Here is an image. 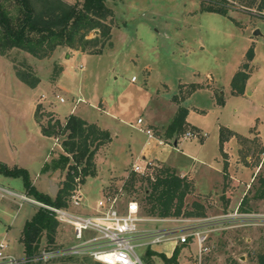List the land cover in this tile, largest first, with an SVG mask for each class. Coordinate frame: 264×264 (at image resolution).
Returning a JSON list of instances; mask_svg holds the SVG:
<instances>
[{"label": "rangeland", "instance_id": "374dc122", "mask_svg": "<svg viewBox=\"0 0 264 264\" xmlns=\"http://www.w3.org/2000/svg\"><path fill=\"white\" fill-rule=\"evenodd\" d=\"M11 1L5 0L7 6ZM27 1L42 12L77 0ZM225 1L228 14L204 10L206 0H106L110 13L102 22L109 26V34L101 36L102 26L81 29L86 38H98L97 45L92 41L84 50L77 35L74 46L59 45L45 57L19 47L0 53V160L6 159L12 167L25 166L41 189H48L49 176L61 184L73 162L62 145L66 135H45L36 110L44 106L41 120L45 121L51 113L60 119L74 113L111 134L96 155V175L86 178L89 202L102 197V184L103 193H117L131 173L130 161L137 156L151 158L155 166L174 165L179 174L194 177L186 208L199 201L206 215L152 219L141 222V227L170 230L174 235L184 227L202 226L210 229V249L203 254V264H257V254L264 250V199L255 197L264 177V8L258 7L260 0L256 5L248 0ZM10 11L15 13L14 8ZM257 29L261 33L256 34ZM250 46L255 48V57L248 69V90L234 93L231 80L248 60ZM84 54L88 55L86 64H82ZM192 82L202 87L185 97ZM221 98L223 104L218 101ZM181 106L189 109V122L184 131L168 137L167 127ZM140 117L162 143L156 138L148 142V134L138 124ZM221 126L246 139L234 136L224 142L222 150ZM188 131L198 137L186 138ZM5 176L0 173V183L26 193L22 176ZM138 177L134 192L119 193L116 205L124 211L134 196L144 216L158 218L146 214L149 186L139 173ZM17 200L15 209L22 208L23 213L36 209L32 203ZM15 211L10 218L15 213L19 224L25 217ZM244 212L256 216L241 215ZM8 221L0 220V240ZM58 228L62 230L59 239L50 247L76 242L68 226L59 224ZM171 241L157 243L163 249L158 252L168 258L176 254L178 263L144 252L147 246L136 250L144 264H184L194 259L197 245L192 240L186 245L174 241L173 246ZM22 264L103 263L90 254H68Z\"/></svg>", "mask_w": 264, "mask_h": 264}, {"label": "trees", "instance_id": "16d2710c", "mask_svg": "<svg viewBox=\"0 0 264 264\" xmlns=\"http://www.w3.org/2000/svg\"><path fill=\"white\" fill-rule=\"evenodd\" d=\"M203 9L208 11L228 14L225 0H206ZM247 1V0H246ZM258 0H248L250 5H256ZM27 0H12L7 6L5 0H0V53L14 47L25 49L39 57L49 55L59 45L74 46L76 37L80 35L81 47L86 50L92 41L98 44V38H86L87 33H81V29H95L102 26L101 36L109 34L110 28L102 22L107 17L110 9L106 0H77L72 5L53 7L38 12L27 4ZM260 9L264 8V0L258 3ZM14 8L12 13L10 10ZM255 57V48L250 46L246 53L247 61L243 62L231 80L232 91L243 93L250 77L248 71L250 61ZM27 81L26 77H24ZM31 83H34L30 81ZM36 82V81H35ZM192 89L185 97L190 96L202 85L192 82ZM220 104L224 100L218 99ZM43 105H38L36 116L39 120L42 132L48 136L59 137L65 134L62 142L64 149L71 154L73 162L68 165L67 175L62 181L54 198L49 194L39 192L30 179L29 171L21 166L10 167L0 161V172L9 176H22L25 181L27 192L36 198L54 203L59 206L68 204V199L78 183H85L88 176L96 175V155L102 146L111 140V134L96 123L71 113L65 119L54 117L47 121L41 120L45 115ZM189 109L181 106L179 112L167 127V136L172 137L185 129ZM238 135L228 127H220V144L223 150L224 142ZM246 139V138H245ZM227 166V162L225 163ZM141 175V174H139ZM142 176V181L148 183L146 214L169 217L186 215L189 217L205 216L206 210L203 203L196 201L192 208H186V197L194 190V182L186 175H181L176 168L167 164L155 166L149 173ZM78 179V180H77ZM138 173L131 171L124 183V192L133 193L138 182ZM141 187V186H140ZM258 199H264V177L256 191ZM136 199V197L133 196ZM58 221L47 210L39 208L35 216L27 222L22 240L26 246V253L40 251V242L44 235L47 237L49 247L55 242V233ZM150 253H157L168 262L178 263L176 254L168 258L165 254L149 249ZM257 264H264V250L257 254Z\"/></svg>", "mask_w": 264, "mask_h": 264}, {"label": "built area", "instance_id": "2783aa9c", "mask_svg": "<svg viewBox=\"0 0 264 264\" xmlns=\"http://www.w3.org/2000/svg\"><path fill=\"white\" fill-rule=\"evenodd\" d=\"M135 79L136 76L133 77V80ZM59 99L61 102L66 101L64 97H59ZM138 124L140 125V129L148 134V142L156 138L159 143H162V140L155 136L151 128L144 126L142 117L138 119ZM185 137H198V134L193 131H188ZM154 167L155 165L151 158L138 157L132 162L131 171L145 175ZM123 192L124 183L117 193H106L98 200L95 213H83L76 209L83 204L81 183H78L73 189L68 199V204L65 206L56 205L36 198L28 192H18L0 184V197L19 198L22 202H29L38 208L47 210L59 222L70 225L74 230L76 238V242L67 247H48L38 252L27 253L25 255L10 253L8 251V242L2 240L0 241V264L47 261L51 257L68 254H90L95 260L103 264H144L136 248L138 246H151L168 240H174L176 243L184 245L190 243L192 240L197 245V251L194 259L188 260L184 264H203V254L210 249L207 245L210 229H202V226H198V228L197 226L184 227L179 229V232L174 235H171L172 231L165 229H143L141 227V222L143 221L152 219L167 221L172 220V218H150L144 216L141 206L135 198L129 199L126 208L122 211L116 204L119 199V193ZM233 215H238V213L236 212ZM241 215L254 216L255 213L244 212ZM183 220L192 221L191 218H183ZM193 221L201 220L195 219ZM86 232H90L92 235H86Z\"/></svg>", "mask_w": 264, "mask_h": 264}, {"label": "crops", "instance_id": "0c3cea01", "mask_svg": "<svg viewBox=\"0 0 264 264\" xmlns=\"http://www.w3.org/2000/svg\"><path fill=\"white\" fill-rule=\"evenodd\" d=\"M68 56H70L69 54H68ZM87 54H84L83 56H81L82 57V64H86V62H87ZM249 79H250V77H249ZM249 79H248V81H247V84H246V91L248 90V83H249ZM250 93V92H249ZM188 115H189V113H188ZM188 117V116H187ZM187 121H188V119H187ZM189 122V121H188ZM234 137V136H233ZM232 138V137H231ZM230 138V139H231ZM219 140H220V134H219ZM225 142H227V141H225ZM223 148H224V146H223ZM225 151H227L226 149H225ZM139 156H137L136 158H133V160H131L130 161V163H132V162H134L137 158H138ZM158 159V158H157ZM2 160L3 161H1V162H5L4 164H6V165H8L6 162V159H3L2 158ZM8 166H10V165H8ZM15 166H21V165H18V163L15 165ZM96 166H97V162H96ZM173 167H175L174 165H172ZM232 166V165H231ZM10 167H12V166H10ZM22 167H24V168H26L25 166H23L22 165ZM98 167V166H97ZM176 168V167H175ZM221 167L220 166H218V168L216 169V171L217 172H220L221 171V169H220ZM27 169V168H26ZM177 169V168H176ZM28 170V169H27ZM230 170H231V172H232V169L230 168ZM29 171V170H28ZM178 171V170H177ZM178 172H180V171H178ZM1 173V172H0ZM182 173H186V172H184V171H182ZM98 175V174H97ZM6 178H8L9 177V175H6L5 176ZM189 178L194 182V177L192 176V175H190L189 176ZM87 180H88V178H87ZM87 180H86V182H87ZM57 180H55L53 177H51V176H49V182H50V184H49V187H48V189H41V188H39L38 186H37V184H36V182L33 180V184H34V186H35V188L39 191V192H41V193H44V194H49V195H55L56 193H57V187L59 188V186L61 185V184H59V183H57L56 182ZM53 182H56L55 183V189L53 188ZM86 182L83 184V186H82V192H83V204L80 206V207H78V208H76L77 209V211H79V212H83V213H95L96 212V210H97V202H95V203H91V202H89L88 201V199L86 198V195H85V191H84V188H85V185H86ZM104 183V182H103ZM0 184H2V183H0ZM195 184V183H194ZM2 185H4V186H7V185H5V184H2ZM103 185L104 184H102V188H101V191H102V196L105 194V193H103ZM8 187V186H7ZM9 188H11V187H9ZM13 189V188H12ZM26 192H27V190H26ZM30 194V193H29ZM18 200H17V198H13V197H3V200H1L0 201V220L2 221L3 219H10V221H8V222H4L5 223V225H4V227H5V231H4V233H3V237H2V239L0 240V241H2V240H5V241H7L8 242V244H9V249H8V251L10 252V253H17V254H21V253H26L27 251H26V246H25V244H24V242H23V240H22V237H23V232H24V229H25V226H26V224H27V222H29L34 216H35V214L37 213V211H38V207L36 206V209L34 210V211H32V212H29V211H25V213H23L24 212V210H21L22 208H17V209H15V206L18 204ZM19 205H22L21 203L19 204ZM12 210H16L15 212H17V214H19V212H21L20 214L22 215V217L24 218L25 217V219H23V221H22V219H21V222H19V224H18V218H17V216H16V214L14 213V216L12 217V218H10V215H11V212H12ZM16 216V217H15ZM54 217V216H53ZM56 219V218H55ZM57 220V219H56ZM58 221V220H57ZM59 224H63V223H61V222H59L58 221V225ZM19 226V228H17L18 226ZM63 225H66V224H63ZM66 226H68L70 229H71V231H72V234H73V237H74V239L76 240V238H75V233H74V230H73V228L70 226V225H66ZM17 228V229H16ZM147 230H153V229H151V228H146ZM159 229H161V228H158V229H155V230H159ZM61 228H58V226H57V229H56V233H55V242L59 239V237H58V234H59V232L61 233ZM86 235H92V233L90 234V232H86ZM55 242H54V244H55ZM171 244H172V246H173V244L175 243V242H170ZM157 244V243H156ZM156 244H153V245H151V246H147L146 248H145V251L144 252H148L149 251V249H151V250H154V251H156V252H158V251H162L163 249H160V248H158L157 247V245ZM47 247V246H49V244H48V242H47V237H46V235H44L43 237H42V239H41V242H40V247H39V249L40 250H42L44 247ZM172 253V252H171ZM171 253H169V254H171ZM196 253V252H195ZM97 261V260H96Z\"/></svg>", "mask_w": 264, "mask_h": 264}, {"label": "water", "instance_id": "95a60500", "mask_svg": "<svg viewBox=\"0 0 264 264\" xmlns=\"http://www.w3.org/2000/svg\"><path fill=\"white\" fill-rule=\"evenodd\" d=\"M255 33H256V34H258V33H261V32H260V30H259V29H257V30L255 31Z\"/></svg>", "mask_w": 264, "mask_h": 264}, {"label": "bare ground", "instance_id": "6f19581e", "mask_svg": "<svg viewBox=\"0 0 264 264\" xmlns=\"http://www.w3.org/2000/svg\"><path fill=\"white\" fill-rule=\"evenodd\" d=\"M171 242H174V241H171Z\"/></svg>", "mask_w": 264, "mask_h": 264}]
</instances>
